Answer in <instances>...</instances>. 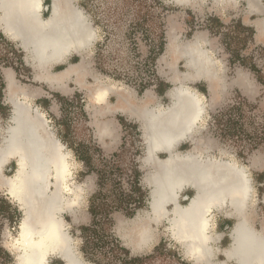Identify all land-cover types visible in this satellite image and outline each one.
<instances>
[{
  "label": "bare ground",
  "instance_id": "6f19581e",
  "mask_svg": "<svg viewBox=\"0 0 264 264\" xmlns=\"http://www.w3.org/2000/svg\"><path fill=\"white\" fill-rule=\"evenodd\" d=\"M44 1L0 0V24L8 39L25 49L26 61L31 65L61 64L74 54L84 58L97 39L92 23L73 4V0H51V13L44 18ZM173 1L180 4L191 2ZM211 1L226 11V8L237 7L241 0ZM242 1L247 2L249 13L260 15L256 26L259 39H263L262 0ZM176 39L171 29L161 63L169 56L177 62L182 55L187 57L191 71L198 70L197 75H209L214 71L200 37L180 44ZM167 65L171 71L174 70V62ZM70 71L78 74L81 70L72 68ZM179 73L176 70L174 74L178 77ZM183 75V78H177L180 84L171 90V97L175 98L172 106L157 113L150 110L143 125L146 142L144 163L150 167L144 183L150 188V210L147 214L144 212L146 215L132 219L133 226L131 222L128 226L124 222L119 224L124 231L123 242L139 253L151 251L159 234L156 233L157 224L167 222L164 231L182 248L185 258L196 264H226L216 258L219 251L216 244L223 235L215 232L214 219L216 212H221L229 202L232 211L228 214L234 215L237 223L231 231L233 244L226 248V256L234 259L235 264H264V229L257 230L248 213L254 191L252 172L239 161L209 154L205 156L201 151L202 148H212L209 143L202 144L206 139L200 135L196 140L194 138V134L207 124L205 114L208 106L200 92L184 83L194 73ZM95 82L98 83L96 96L100 103L107 101L111 91H126L116 84H104L100 79ZM11 104V124L5 130L4 145L0 147V171L10 157L18 158L19 167L13 176H3L0 186L7 187L9 197L17 201L24 211L19 232L9 241L17 264H48L50 256H59L65 264H90L81 259L77 241L68 233L66 219L61 217L68 208L81 204L82 189L73 182V156L51 131L43 113L38 109L32 113L30 103L24 101L11 99ZM192 138L197 146L194 150L174 151L180 142ZM161 151L168 152L169 156L159 158ZM188 188L193 189L195 195L192 198L185 196L188 203L183 205L180 199Z\"/></svg>",
  "mask_w": 264,
  "mask_h": 264
},
{
  "label": "rangeland",
  "instance_id": "374dc122",
  "mask_svg": "<svg viewBox=\"0 0 264 264\" xmlns=\"http://www.w3.org/2000/svg\"><path fill=\"white\" fill-rule=\"evenodd\" d=\"M240 2L237 6L240 5L244 10L246 2L242 0ZM51 3V0H47L45 4L46 8L43 12L46 18L51 13ZM73 4L84 12L97 33V39L86 54V59L93 66L98 78L104 84L130 88H140L141 85H145L144 83L147 88L157 85L158 59L167 47L168 33L171 29L183 27L182 40L187 43L192 39V31L205 27L215 31L220 30L221 24L212 20V15L223 10H220L221 7L213 4L211 0H191L183 4L173 0H73ZM233 9V7L226 8L225 14L234 16L232 20L236 21L237 12ZM224 31L232 34H229L228 38H223L222 43H224L226 54L230 60L232 57L238 58V61L231 60L232 64L237 66L239 62L244 64L259 78L262 83L261 94L255 101H248L243 100L237 91L231 92L229 102L222 107L223 111L210 119L209 131L200 135V138L213 142L212 148H202L201 151L205 152V156L209 154L220 159H238L243 166L249 167L251 172L253 157H261L260 171L264 173V47L256 46L252 42V33H246L244 29L238 28V23L233 22ZM162 43L163 50L160 51ZM183 66L184 64L180 67L181 71L187 72L188 69ZM82 96L85 100L84 107L87 99L84 95ZM73 109L74 105L68 102V107L63 110L64 114L59 115L58 120L53 119L51 125H55L53 127L55 136L60 134L58 129L61 125L65 134L62 135L64 141L73 146L72 148L78 149L79 153L83 149L81 154L84 157H82L91 159L89 165L82 166L75 163L73 171L91 173L84 177L79 175V178H83L82 181L79 180L83 183L81 204L91 205L93 198L97 196L96 203L101 205L98 220L102 222V225L97 228L100 233L95 237H90L89 233L86 237L79 235L76 228L69 229L70 235L75 241L77 238L84 239L82 245L85 248V254L93 264H125L131 259L139 258H129L130 253L139 252L123 242L122 232L124 231L119 226V219L124 220L125 226H128L129 222L133 226L139 214L146 215L150 210V189L147 187L143 186L148 198L143 201L144 206L137 212L135 218L127 215L126 197L120 196L123 192L126 195L130 194L134 183L131 163L133 159L139 163L142 154L138 130L131 137L124 139L125 148L118 152L122 151L120 157L114 158V155L108 156L96 151L92 143L93 136L88 133L90 128L86 115H83L84 112H78L80 108L77 112ZM67 112L68 117H66ZM98 171H103L105 177L100 179ZM253 186L263 198L264 174L260 182L255 178ZM3 203L0 202V243H2L0 245L4 251L12 255L9 241L11 236L18 234L21 222L18 228L13 230L18 212L13 211V206L9 202ZM106 214L109 216V222L108 218H105ZM132 219L134 220L131 221ZM165 223L159 227L155 226L156 233L160 236L157 235V241L152 250L141 254L144 255L141 263L133 264H191L184 257L182 248L172 240L167 231H164ZM163 235L165 238H162ZM10 260L0 253V264H14V260Z\"/></svg>",
  "mask_w": 264,
  "mask_h": 264
},
{
  "label": "crops",
  "instance_id": "0c3cea01",
  "mask_svg": "<svg viewBox=\"0 0 264 264\" xmlns=\"http://www.w3.org/2000/svg\"><path fill=\"white\" fill-rule=\"evenodd\" d=\"M262 2L264 4V0H262ZM46 3L47 0L44 1V5ZM246 7H247V2H246ZM246 7L244 10L243 8H241L240 5L237 7L236 6L233 7L234 8L233 10H236L237 12L236 14V17L238 18L236 20L237 22L232 20L234 16L226 15L225 10H222L221 12H215L214 15H212L213 16L212 20H215L221 24L220 30L215 31L208 27H205L204 29L201 30L192 31L191 40L200 37L202 47L208 51L210 61L212 62V65H214L213 66L214 71L210 73L211 75L209 74V75L201 76V75H197L198 70L196 71L193 70L194 72L191 71L187 65V57L182 55L180 57L181 59L179 58L177 62L176 60H173V58L169 56L166 61H163L161 63L162 58L165 56V52L167 49L166 47L163 54L158 59L157 67H158L159 79L156 86H153L152 88L151 87L147 88L146 86V88L143 91L141 87L140 88L122 87L126 89L127 92L121 90L111 91L110 94L108 95L107 101L102 103L97 101V96H96V87L98 83H96L95 81L96 79H99L98 78L99 76L93 69V66L90 64V62L87 61L86 59L87 55L83 58L81 56L74 54L69 58H67L63 63L61 64L58 63L52 66H48V65L39 66L35 64L31 65L29 62L26 61L27 54L25 49L22 46H20L16 41L13 42L11 39H8L9 37L5 34L3 27L0 24V40L1 39L10 40L9 42H11L13 45L18 46L22 50L21 63L24 66V74H25L23 75L24 77H21L18 70L10 66L5 67L3 69V82L2 84L0 83L2 85L0 86V147L4 145V138L6 136L5 130L11 124V117L13 115V107L11 104V99L24 101L25 103L28 104L30 103L29 106L32 108V109L30 108L32 113H34L38 109L39 112L43 113L46 116L48 122H50L48 123L49 128H51V131L54 133L55 128L53 127H55V125L52 126L51 121L53 119L58 120L59 115L64 114L63 110L65 107L66 108L68 107V101L71 98L79 97L78 95H84L85 98L87 99V102L86 105L84 106V109H82L81 112H84L83 115L84 114L86 115L88 121V127L90 128V130H88V133L92 134L93 136L91 137L92 143L96 147L97 152L104 153L108 156L118 153L122 149V146L124 144V139H125L124 136L126 134L127 127L131 124L135 129L138 130V137L140 139V143L142 144V154L139 158V163H138V169L141 173L140 185L142 186L143 189L144 187L149 188L144 183V178L150 167L147 166L146 163H144V157L146 153V142H145L143 125L148 119L150 110H154V112L157 113L161 109L163 111L164 110L166 111L168 110V108L172 106V104L174 103L173 100L175 101V98L171 97L172 96L171 90L173 89V87L180 84L179 83L180 81H178L177 79L178 77L183 78L184 76L183 73H187V72H191L192 74L194 73V75L185 79L184 83L189 85L190 87L192 86L191 88L197 93L200 92L199 95L205 99V102L207 103L208 106L207 113L205 114V117L207 118L206 119L207 124L205 125V128L199 129L197 133L194 134L195 140L197 138L196 137L197 135H201L209 131L208 128H209L210 119L213 116L216 117L218 114H220L223 111L222 107L229 102V97L231 92H233L234 90L237 91V93H239L240 96L243 97V100L246 99L248 101H255L257 97L260 96L262 83L259 80V78L254 74H252V71L246 68L244 64H241L240 62L238 66L236 64H232L231 60L234 61V59H237L238 61V58L232 57V59L230 60L229 56L226 54L224 43H222L223 38L224 37L228 38L230 37L229 34H231L225 32L224 29L227 30L230 27V24L235 22L238 23V28L240 27L244 29L246 33L247 32L252 33L253 35L252 42H254L256 46L264 47V38L259 39V33L256 26V21L259 20L261 17L256 12L249 13L247 11L248 8ZM44 15L45 14L43 12V17L46 18ZM183 31H184L183 27L173 29L174 36L177 38L176 41L179 44L183 43L182 40V37H184ZM173 62L175 63L174 70L171 71V68H169L170 66L168 67L167 63H173ZM215 63L218 65H216ZM182 64H184V66L188 69L187 72L181 71L180 67ZM207 66L210 67V64L208 63ZM217 66L219 68H217ZM232 67L234 68L232 69ZM72 68L74 69L80 68L81 71H78V74H74L71 73L70 71ZM176 70L181 73L178 74L179 75L178 77H176V75L174 74ZM66 117H68V112L66 114ZM59 130H60V134H58L56 138L58 139V137H60L59 138L61 139L60 142L62 144L64 143L66 144V149L67 151H70L71 155L73 156L74 162L78 165L79 164L82 166L86 165L85 158H83L84 156L81 154L83 153V149L82 152L79 153L78 149L72 148L73 146H70L68 142H65L62 137V135L65 134L62 131L61 125H59L58 133ZM195 140L192 138L180 142L176 146L174 151L176 153H180V152L184 153L187 151L194 150L197 147ZM206 143H209L210 145L213 144L211 140H204L202 142V144H206ZM166 156H169V153L166 151H161L158 153V157L161 159L167 158ZM17 159L18 158L16 157H10L8 159V163H6L4 167H2V170L0 171V180L4 179L3 176L10 177L16 173L19 167ZM235 160L241 163L240 160L238 159ZM254 162H256V164H253ZM261 164H262L261 157H255V158L253 157L252 173H251V169L249 168L252 182H255V178H257L258 182L261 181V176L262 174H264L261 173L260 171ZM73 172H74L73 181L76 180L75 182L76 185L80 186L82 189L83 183L79 182V180L82 181L83 178H79L80 177L79 175L84 177V175H89L91 173L90 172L86 173L84 171H80L81 173L75 171ZM258 185H260V183ZM253 187H254L253 199L248 204V213L250 212L249 215L252 217V223H254L253 226L257 230L260 229L263 230L264 229V224H263L264 197L261 198V195L257 193L256 190L257 188H255V186ZM6 188H7L6 186H0V194H1L0 202L3 203L7 201L10 204H12L13 211L18 212L17 220L15 223L19 225L24 217V211L21 208V206H19L20 204L17 203V201L12 200L9 197ZM192 190L193 189L188 188L183 192L182 198L180 199L181 204L185 205L188 203L187 201L188 199H185V196L187 198L190 197L192 198L193 195H195V191ZM90 206H91L90 204L87 205L80 204L79 207L68 208L66 212L61 214L62 219L63 220L66 219L65 220V223L67 225L66 229L68 230L69 234L71 233L69 232V229L71 230V228L72 229L76 228L77 234L83 235L82 229L91 227L93 225L94 217L91 213ZM231 211H232V206L228 202L226 204V207L221 212L220 211L216 212V216L214 219L215 229H216L215 232L223 235L221 240L216 244V247L218 246L219 249L216 258L218 261L221 260L226 264H235L234 259L232 260L229 259L225 254V251L229 249L233 244V240L231 238V231L233 230V228L237 223L236 217L234 215L228 214V212ZM140 215L141 214H139L138 217ZM135 217L136 215L134 216V218ZM123 222L124 220L119 219V224H122ZM163 224L164 223L159 225L157 224V226H162ZM95 228H99V225L98 226L96 225ZM162 238H165V236ZM162 238L160 239L161 241L163 240ZM83 241H84L83 238H77L78 245L77 244L76 245L79 249L78 251L80 257L83 261L93 264L85 254V249L84 246L82 245ZM126 249L129 250L128 247H126ZM11 254L14 260V264H17V257L13 253ZM141 254L142 253H137V254L130 253L131 257L129 258L144 256ZM50 257L48 264H65L64 259H61L59 256H50ZM187 260L191 264H196L191 259H187Z\"/></svg>",
  "mask_w": 264,
  "mask_h": 264
},
{
  "label": "trees",
  "instance_id": "16d2710c",
  "mask_svg": "<svg viewBox=\"0 0 264 264\" xmlns=\"http://www.w3.org/2000/svg\"><path fill=\"white\" fill-rule=\"evenodd\" d=\"M162 50H163V43L161 44V48H160V51H162ZM145 88H146L145 85H143V86L141 85L142 91ZM124 148H125V143L122 146V151H123ZM122 151L120 153L114 154L113 157L114 158L120 157ZM138 153H139V151H138ZM85 161H86V164H88V165L91 163V161L88 158H85ZM131 164H132V169H133V173H134V183L131 186V192L128 195H126L123 192V193H121L120 196L121 197H123V196L126 197V200H127V203H128L127 215L129 217H134L136 215V213L144 206L143 201H145L148 198V195L144 191L142 186L140 185L141 173H140V171L138 169V163L136 162L135 159H133ZM91 170H94V169H91ZM98 174H99V178L100 179L105 177V174H104L103 171H98ZM97 199H98V197L95 196L93 198V202H92V204L90 206L91 213H92V215L94 217L93 225L91 227H87V228H83L82 229L84 237H86L88 235V233L91 234L90 237H95V236L99 235V233H100V231L97 228H95L96 225H102L101 224L102 222H100L98 220V214H99V212H101V208H100L101 205L96 203ZM105 218H108V222L110 221L108 214H106ZM0 253L3 254L6 257L7 260L8 259H11L10 261L13 260V258H11V255L9 253H7L6 251H4L1 246H0ZM143 259H144L143 257H139V258H136V259H133V260L131 259L129 262H126L125 264H133V263H137V262L141 263L143 261Z\"/></svg>",
  "mask_w": 264,
  "mask_h": 264
},
{
  "label": "built area",
  "instance_id": "2783aa9c",
  "mask_svg": "<svg viewBox=\"0 0 264 264\" xmlns=\"http://www.w3.org/2000/svg\"><path fill=\"white\" fill-rule=\"evenodd\" d=\"M22 50L16 46L13 45L12 43H9V41H6L4 39L0 40V83L2 84L3 82V69L5 67H14L18 70L19 74L21 77H24V66L22 65V57H21V52ZM153 82V80L151 81ZM0 84V86H2ZM146 85V83H144ZM69 103L74 105V109L76 112L78 110L82 111L84 109L83 105L85 103V100L83 96L81 95L80 97H73L69 101ZM137 132V129L133 127V125H129L126 130V137H131L134 133ZM18 228V224L15 223L13 226V230H16Z\"/></svg>",
  "mask_w": 264,
  "mask_h": 264
}]
</instances>
